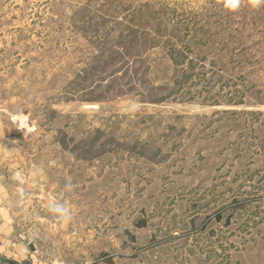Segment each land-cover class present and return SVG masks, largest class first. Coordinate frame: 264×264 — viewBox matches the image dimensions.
I'll use <instances>...</instances> for the list:
<instances>
[{
    "label": "rangeland",
    "instance_id": "rangeland-1",
    "mask_svg": "<svg viewBox=\"0 0 264 264\" xmlns=\"http://www.w3.org/2000/svg\"><path fill=\"white\" fill-rule=\"evenodd\" d=\"M247 2L0 0V183L24 195L2 236L46 264H264V6Z\"/></svg>",
    "mask_w": 264,
    "mask_h": 264
},
{
    "label": "crops",
    "instance_id": "crops-1",
    "mask_svg": "<svg viewBox=\"0 0 264 264\" xmlns=\"http://www.w3.org/2000/svg\"><path fill=\"white\" fill-rule=\"evenodd\" d=\"M17 191V188L10 187L6 182L0 183V235H10L22 221L17 216L22 211L18 208L21 203H18V199L24 195ZM0 264H29V261L23 255L17 259L11 258L10 252L0 250Z\"/></svg>",
    "mask_w": 264,
    "mask_h": 264
},
{
    "label": "built area",
    "instance_id": "built-area-1",
    "mask_svg": "<svg viewBox=\"0 0 264 264\" xmlns=\"http://www.w3.org/2000/svg\"><path fill=\"white\" fill-rule=\"evenodd\" d=\"M0 250L10 252V257L17 259L25 256L30 264H46L40 258V252L34 238L21 235L5 237L0 235Z\"/></svg>",
    "mask_w": 264,
    "mask_h": 264
},
{
    "label": "clouds",
    "instance_id": "clouds-1",
    "mask_svg": "<svg viewBox=\"0 0 264 264\" xmlns=\"http://www.w3.org/2000/svg\"><path fill=\"white\" fill-rule=\"evenodd\" d=\"M244 4V0H222V7L230 12L238 11ZM261 6H264V0H248L247 7L251 10L259 9ZM27 116L24 117V120L21 122V126H26ZM33 128H28V131H34ZM50 211L57 215L59 219L64 220L65 222L71 219V210L68 206L64 204H59L53 202L50 205Z\"/></svg>",
    "mask_w": 264,
    "mask_h": 264
}]
</instances>
